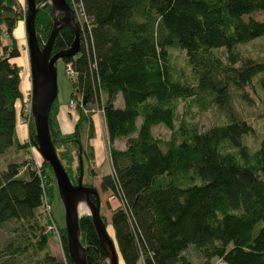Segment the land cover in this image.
Wrapping results in <instances>:
<instances>
[{"label": "trees", "instance_id": "16d2710c", "mask_svg": "<svg viewBox=\"0 0 264 264\" xmlns=\"http://www.w3.org/2000/svg\"><path fill=\"white\" fill-rule=\"evenodd\" d=\"M80 4L87 19L79 27L80 51L63 60L74 72L78 121L72 134L63 135L55 100L49 127L76 185L79 155L87 165L94 158L81 136L87 130L88 142L94 138L92 112L101 108L112 172L102 177L100 190L119 203L110 217L115 240L109 233L120 264H264V140L251 150L245 139L254 137L255 127L234 115L230 101L232 89L244 92L249 104L246 90L264 92V57H245L240 50L264 37V20L252 17L264 16V0H75L73 7L83 12ZM24 16L19 0H0V156L35 145L32 121L28 142L21 144L16 134V103L23 96L20 68L12 61L20 57L14 32ZM53 22L46 3L35 20L40 47ZM73 42V32L61 30L52 55ZM174 50L186 53V67L174 63ZM119 96L123 108L116 107ZM211 105L228 123L202 131L193 121ZM156 126L170 129V138H155ZM117 141H125V150L113 148ZM70 147L77 156L75 176ZM54 186L50 168L43 163L39 170L32 158L0 170V231L11 227L0 264L20 258L21 264H73L65 228L41 213ZM52 225L63 260L49 247ZM79 227L87 264H107L91 218L82 216ZM194 250L199 263L190 257Z\"/></svg>", "mask_w": 264, "mask_h": 264}, {"label": "water", "instance_id": "95a60500", "mask_svg": "<svg viewBox=\"0 0 264 264\" xmlns=\"http://www.w3.org/2000/svg\"><path fill=\"white\" fill-rule=\"evenodd\" d=\"M26 1L24 28L27 38V50L30 68V110L35 132V145L55 179L59 198L65 212V231L68 255L73 264H87L85 250L81 244L79 221L80 211L87 207L85 214L92 220L99 244L107 264H120L119 251L110 236L104 218L101 216V200L96 188L84 186V164L79 155V175L77 184L73 185L62 166L51 138L49 118L52 106L58 95L56 62L65 58H73L80 51L79 26L74 20L72 9L66 0H45L37 5L35 0ZM46 3L54 13L52 30L46 43L40 47L35 27L36 15ZM69 28L74 34V42L70 48L52 55V48L58 33ZM95 198V202L91 200Z\"/></svg>", "mask_w": 264, "mask_h": 264}, {"label": "rangeland", "instance_id": "374dc122", "mask_svg": "<svg viewBox=\"0 0 264 264\" xmlns=\"http://www.w3.org/2000/svg\"><path fill=\"white\" fill-rule=\"evenodd\" d=\"M22 9H25L26 11V1L25 0H19ZM74 9L79 8L75 5ZM252 17L258 21L264 20V16L262 14L260 15H252ZM24 24L19 23L16 31L14 32V38L16 41L17 48L20 53V57L12 62H16L20 68V92L22 93L23 99L21 101H18L16 103V114H17V120L18 122H30V118L28 117V113L30 110V94H31V84H30V68H29V57H28V50H27V38L26 33L24 30ZM253 42V43H252ZM249 45L241 46L240 50L242 51L243 55L245 57L247 56H253L257 59H262L264 57V37L261 39H257L255 41H252ZM4 44H9L8 41L4 39ZM174 63L177 64L180 68L186 67V63L184 62L186 58V53L174 50ZM71 68V65L66 66L64 61L58 60L56 62V70H57V86H58V95L56 98V104L57 106H68L71 101V94L73 92V78L71 79L70 76L67 75V72ZM189 73V71L187 72ZM248 93H250V96L253 98V104H249L245 101L243 98L244 92H239L235 89L231 90V105L232 110L234 112V115L238 117L239 120H247L249 124L253 127H255V135L254 137L246 136L247 139L246 142L251 148L253 152L260 148L261 142L264 140V105L262 103V99H264V92H260L258 89V92H253L250 89L246 90ZM124 103L121 96L118 97V100L116 102L117 108H123ZM184 103H181L179 105V113L182 114L184 112ZM193 112H196V108L192 109ZM101 108L94 107L93 108V114L101 115ZM194 123L200 128L202 131H207L211 129L210 127L218 126L223 123H228L227 117L224 115L222 111L216 106L211 105L210 109L207 112L199 113V115L195 116ZM104 119V117H103ZM105 122V121H104ZM141 124V121L139 125ZM28 130V127L27 129ZM154 130V136L155 138H159L161 140H167L170 138L172 131L165 126H156ZM17 131V129H16ZM101 133H99L98 130V136L99 134H102V137L105 140H107V137L105 135V127L102 126V129L100 130ZM29 132V130H28ZM95 137V136H94ZM82 138V145L84 149L87 150V153L90 152V150L87 148L88 140H87V130L84 132V134L81 136ZM94 139V138H93ZM92 141V140H91ZM107 144V142H106ZM125 144V141H117L114 145V148H123ZM29 152H18V151H11L7 154L0 156V170H3L6 168V166L13 162V161H19L23 160V158H32L33 161L37 162L38 166L42 165V158L38 152L37 146L31 145ZM71 148V147H70ZM62 149H59V152ZM72 155L75 157L74 163H73V175L75 176V168L77 167V156L74 149H70ZM94 159V158H93ZM63 165L65 166V160H63ZM89 165V166H88ZM87 165V163H84V183L91 184L94 186L100 196L101 200V215L104 217L109 232L113 234L114 232L110 225V217L113 210L118 208L119 203L115 200H109V194H103L100 190V180L99 177L104 174V170L107 171L105 167H103L102 170L95 167V164L91 162ZM110 167V165L108 164ZM105 168V169H104ZM39 170L41 168H38ZM92 170V171H91ZM89 173L91 175H89ZM50 206H51V212L52 215L57 222V224L61 227L65 228V212L62 205V202L59 198L57 187L54 186L53 188V194L51 195L50 199ZM42 211V210H41ZM40 211V212H41ZM43 214V211L41 212ZM89 211L87 207H84L82 211H80L81 215L88 214ZM10 225L4 227L0 231V247L5 245L10 240ZM53 234H51V238L49 240V247L50 250L53 252V254L59 259L63 260V250L60 242V233L57 229L52 231ZM115 238V237H114ZM190 257L194 259V261H197L198 263L202 261L199 254L194 250L191 251ZM21 258L16 261V264H21ZM123 264V262H121ZM214 264H224L220 260L216 259L214 261Z\"/></svg>", "mask_w": 264, "mask_h": 264}, {"label": "crops", "instance_id": "0c3cea01", "mask_svg": "<svg viewBox=\"0 0 264 264\" xmlns=\"http://www.w3.org/2000/svg\"><path fill=\"white\" fill-rule=\"evenodd\" d=\"M68 106H61V105L58 106L57 122L59 125L60 132L63 135L72 134L74 131L76 122L78 121V115L76 111L70 110ZM101 115L102 117L97 114L92 115V121H93L94 128H95V135H94L95 137L94 139H92V141H89V145L92 147L93 154H94V159L92 160L91 164L94 163L95 167L100 170H102L105 165L107 166L105 167L107 171L104 170L103 171L104 174L99 177L100 183H101V178L103 176L109 175L112 172V163H111L110 147L108 144V139L104 141L102 134H99L98 136V130H99V133H101L100 130L102 129V126L104 125L105 127V122L103 119V112H101ZM16 129H17L16 134H17L18 141L21 144L25 143L28 139V130H26L27 127L23 125L22 122L20 123L18 122L16 124ZM105 135L107 137L106 128H105ZM114 145H113V148H114ZM125 148H126V145L124 144L123 148H118L117 150L123 151L125 150ZM114 149H116V147ZM108 164L110 165V167L108 166Z\"/></svg>", "mask_w": 264, "mask_h": 264}, {"label": "built area", "instance_id": "2783aa9c", "mask_svg": "<svg viewBox=\"0 0 264 264\" xmlns=\"http://www.w3.org/2000/svg\"><path fill=\"white\" fill-rule=\"evenodd\" d=\"M73 3H75V0H72V1H71L74 17H75V19L77 20L78 24L83 28L84 24L87 23V19H86V17L84 16V10H83V7H82V5L80 4L81 7H82V11H83V12H79V11H77L76 9H74V7H73ZM66 72H67V75L70 76V77H72V76L74 75V72H73L72 68H70V70H68V71H66ZM74 105H75L74 102H70V107H74ZM28 116H30V113L28 114ZM44 209H45L46 213L50 214V207H49V205L47 204L46 199H44ZM52 229H55V227L53 226Z\"/></svg>", "mask_w": 264, "mask_h": 264}, {"label": "bare ground", "instance_id": "6f19581e", "mask_svg": "<svg viewBox=\"0 0 264 264\" xmlns=\"http://www.w3.org/2000/svg\"><path fill=\"white\" fill-rule=\"evenodd\" d=\"M77 11L81 12L80 10L76 9ZM64 60V59H63ZM70 70V69H69ZM109 232V231H108ZM110 234V233H109ZM111 236V235H110ZM113 239V238H112Z\"/></svg>", "mask_w": 264, "mask_h": 264}]
</instances>
